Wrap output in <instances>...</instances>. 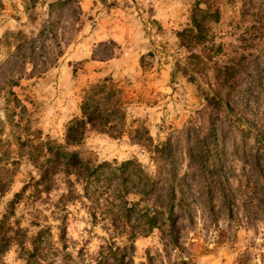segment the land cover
Listing matches in <instances>:
<instances>
[{"label":"rangeland","instance_id":"374dc122","mask_svg":"<svg viewBox=\"0 0 264 264\" xmlns=\"http://www.w3.org/2000/svg\"><path fill=\"white\" fill-rule=\"evenodd\" d=\"M192 2L0 0V138L8 143V158L19 161L0 173V215L36 176L26 150H16L17 133L32 134L33 143H62L84 90L108 77L118 91L125 133L86 134L76 148L80 157L97 163L135 158L155 173L156 163L126 134L144 127L152 144L167 143L182 179L174 231L163 227L136 239L128 264H264V0L200 5L217 14V23L207 21L219 45L212 62L239 68L235 91L220 93L216 105L173 65L184 56L175 33L189 26ZM258 23L261 38L251 33ZM204 74L201 81L213 83L212 71ZM11 94L22 110L9 126L4 114L15 104ZM58 190L25 197L13 209L27 236L45 229L39 259L13 246L0 264H93L107 244L123 248V239L102 240L110 229L90 225L80 205H57Z\"/></svg>","mask_w":264,"mask_h":264},{"label":"trees","instance_id":"16d2710c","mask_svg":"<svg viewBox=\"0 0 264 264\" xmlns=\"http://www.w3.org/2000/svg\"><path fill=\"white\" fill-rule=\"evenodd\" d=\"M192 1L189 26L175 33L184 56L182 60H175L173 65L175 71L196 87L198 95L206 103L216 105L221 103L220 93L229 96L235 91L239 68L238 64L217 65L212 62L219 52V45L213 44L212 26H208L207 21L211 19V24L217 23V14L200 8L206 0ZM58 5L59 1L53 2L49 8ZM261 29L258 23L252 27L251 33L261 38ZM208 70L212 71L213 83H203L200 79ZM11 96V102L15 104L4 114L5 123L9 126L22 110L13 94ZM117 96L118 91L108 77L90 83L84 90L78 115L64 126L62 143L48 139H37L33 143L32 134L17 133L14 140L16 150H26L27 162L36 176H31L18 192L12 194L0 215V257L14 246L27 258L39 259L37 252L45 229L27 236L13 220V209L25 197L34 199L57 188L60 191L57 205L62 208L80 205L90 225L99 224L110 229L102 240L110 242L119 238L125 242L121 250L112 249L110 244L102 247L93 264H128L126 254L136 239L146 238L154 230L162 233L163 227L167 228L168 234L174 231L175 209L182 203L181 195L176 199V194L181 193L182 179L178 174L179 163L166 142L152 144L144 127L126 132L134 144L146 150L150 162L156 163L155 173L146 171L135 158L97 163L83 160L76 150L88 133L108 134L114 138L125 133L121 127L123 113ZM10 153L8 143L0 138V173L19 165L18 160L8 158ZM3 186L0 182V194ZM60 229L63 234L62 227Z\"/></svg>","mask_w":264,"mask_h":264}]
</instances>
